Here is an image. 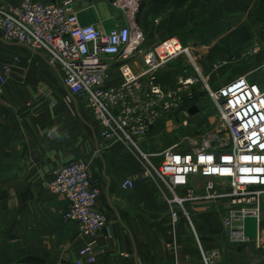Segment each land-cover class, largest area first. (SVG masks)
<instances>
[{
    "label": "crops",
    "instance_id": "crops-1",
    "mask_svg": "<svg viewBox=\"0 0 264 264\" xmlns=\"http://www.w3.org/2000/svg\"><path fill=\"white\" fill-rule=\"evenodd\" d=\"M163 1L152 0L138 11L135 22L146 34L147 46L176 34L184 45L207 49L206 53L202 51L204 56L220 58L222 63L230 62L232 57L239 59L243 49L254 45L260 47V52L243 59L253 61L264 56V0H176V15L173 6L167 7ZM113 3L79 0L81 22L109 31L117 22ZM155 15L162 16L167 29L159 27L161 19L154 28L149 26ZM131 64L136 71L142 69L140 60ZM5 65L10 67L8 73L3 71ZM186 66L185 59L164 66L159 81L171 85ZM2 76L0 264H72L78 259L86 237L78 222L63 221L69 202L49 187L62 164L77 160L87 163L91 180L100 190L96 208L108 218L107 226L96 238L97 260L92 264H176L185 257L201 258L202 241L199 238L196 245L186 224L174 230L168 205L160 198L154 179L145 175L138 153L121 142L101 149L100 125L65 87L59 71L41 53L6 41L0 31ZM120 82L118 72L111 71L109 84ZM187 107L217 105L201 93ZM184 138V127L177 116H172L154 127L139 144L141 150L154 155L158 164L162 160L159 154ZM129 177L135 179L134 187L124 189L122 184ZM193 182L202 184L199 180ZM189 206L191 214L195 212L200 219L196 222L201 234L211 227L218 228L220 222L215 221L223 211L220 202ZM260 225L264 227V221ZM253 240L255 237L250 238ZM234 251H229L230 264H241L242 253Z\"/></svg>",
    "mask_w": 264,
    "mask_h": 264
},
{
    "label": "built area",
    "instance_id": "built-area-1",
    "mask_svg": "<svg viewBox=\"0 0 264 264\" xmlns=\"http://www.w3.org/2000/svg\"><path fill=\"white\" fill-rule=\"evenodd\" d=\"M78 1L21 0L14 4L0 0L3 38L41 53L59 71L65 87L100 125L101 149L121 142L141 153L144 173L156 182L160 198L168 205L174 230L189 223L194 229L189 203L220 202L223 225L229 228L231 241L247 245L250 238L245 235L246 216L261 217L264 213V78L240 75L218 88H212L204 79L205 94L219 110V124L201 144L189 136L187 148L163 150L159 154L161 162L155 164L150 158L154 155L141 150L140 140L172 116L187 125L192 117L187 104L202 93L201 88H196L201 77L193 75V68L171 85L159 81V71L179 58L196 62L194 48L177 37L147 46L146 36L132 20L109 31L83 24ZM118 1L128 7L130 17L136 13L137 0H130L131 5ZM250 49L251 54L260 52L257 45ZM133 60L142 61L140 71L132 66ZM9 70V66L3 67L4 73ZM115 70L121 82L110 85V73ZM195 70L201 74L200 67ZM4 82L2 76L0 94ZM134 183L135 179L129 177L122 186L132 189ZM49 187L69 202L63 221L78 222L86 237L72 264L94 263L96 238L107 226L108 218L96 208L100 190L91 180L87 163L77 160L62 164ZM258 235L263 243L264 233L258 229ZM201 250L199 260L185 257L176 264H214L217 252L207 256Z\"/></svg>",
    "mask_w": 264,
    "mask_h": 264
},
{
    "label": "rangeland",
    "instance_id": "rangeland-1",
    "mask_svg": "<svg viewBox=\"0 0 264 264\" xmlns=\"http://www.w3.org/2000/svg\"><path fill=\"white\" fill-rule=\"evenodd\" d=\"M113 8L115 11V17L117 18V22L116 25L119 24H126L128 22H130V20H132V22L136 25V20H137V14L138 11L144 8L147 4H149L150 2H152V0H137L136 1V6H137V11L134 15H132V17H130V13H129V9L128 7L123 6L120 1L118 0H113ZM161 2V1H159ZM153 3H156V1H153ZM164 5H168L169 6H173L172 8V13H174V15H176L177 11V7H176V0H165L163 1ZM166 7V8H167ZM159 14V13H158ZM190 19H193L192 16H189ZM160 19L162 20V23L159 25V27L162 28H166V22L163 20L161 15H155L154 20H153V25L152 23L149 24L150 27L154 28V25L160 22ZM169 19V18H168ZM174 19L176 20V16H174ZM124 22V23H123ZM136 27L138 28V26L136 25ZM140 29V28H138ZM141 30V29H140ZM144 33V32H143ZM144 35L146 36V34L144 33ZM176 35V34H175ZM175 35H173L172 37H176ZM167 38H171V37H166ZM178 38V37H177ZM162 39L161 41L165 40ZM158 41L157 43L161 42ZM205 51V53L207 52V49H196L194 48L193 51V55L196 59V62H194L192 59L190 60L189 58H179L174 60L172 63H176V61L178 62V60L180 59H185L186 60V68L183 72V70H181V74L183 75L185 73H187L186 71L189 70V68H193L194 72L191 70V72L193 73V75H200V81L198 82L196 88H201V92L205 93L206 91H204L205 88V82L204 79H207L208 83L210 84V86L212 88H218L221 85L231 81L232 79H234L237 76L240 75H248L251 78L255 79V80H259L264 78V56H261L259 60H253L250 61L247 59H245L246 56H251L254 55L255 53L251 54V49H243V51L241 52L243 55L240 56L239 59H237V57H232L231 61H227L228 63H222V61L220 60V58H215V59H209V57L204 56L203 52ZM248 53V54H247ZM244 57V59H243ZM241 59V60H240ZM192 61V62H191ZM171 64V63H170ZM168 64V65H170ZM182 66L185 65V62L183 60V62L181 63ZM200 67L201 70V74L197 73V71L195 70L196 66ZM160 72V71H159ZM183 72V73H182ZM190 72V73H191ZM178 75L176 80L178 79V77L180 76ZM176 80L172 83L175 84ZM203 89V90H202ZM199 95H197L198 97ZM197 97L194 99V101H196ZM220 122V115H219V110L217 109V107H198V110L196 113L192 114V117H189V121L187 125H182V127H184V132H185V138L182 140V142H177L178 144H176L175 146H177L178 149H182V148H187L188 146H190L189 141L187 140V137L190 136V138L194 137L195 142L197 144H201L203 142V140L205 139V137L207 136V134L209 132H211ZM140 146V144H139ZM179 146H181L179 148ZM143 151V150H142ZM136 152L138 153V156L142 162V164L144 165V160L141 156V153L139 151L136 150ZM144 152V151H143ZM146 153V152H144ZM149 154V153H147ZM151 160H153V162L155 164L156 161H154V156L150 157ZM158 190V188H157ZM207 202H215V201H207ZM218 203V202H216ZM261 203L263 204L264 207V195L261 197ZM191 204H197V203H189L187 205V208L189 209V205ZM221 209H216V211H219ZM222 212V213H221ZM219 212L218 218L220 220H218V218L216 219V224H218V228H216L214 226V228L211 227V229H208L209 232L207 231L206 234H201V232H199V223H197L198 221H200L199 218H197V214L195 212H190V215L192 217L193 223H194V229L192 228V225L189 223L188 227L191 231V239L193 241L197 243L199 242V238L203 243V248L206 251L207 256H211L214 252H217L216 255H214V264H217L219 262V264H227L230 258V254L229 251L235 248V253L237 254H241L240 256L242 257V263L241 264H246L247 262H251L254 264H264V242L260 243L258 240V229L261 230V232L264 233V227H262L260 224L262 221H264V213L261 217H256L253 215H248L246 216L245 220H244V228H245V235L248 238L251 239H255L253 240L254 242L250 241L247 245L242 244V243H232L231 239H230V231L229 228L224 227L223 225V211ZM197 221V222H196ZM197 233V235H196ZM199 236V237H198ZM203 237V238H202ZM202 238V239H201ZM259 243V244H258ZM260 245L259 247L257 245ZM198 246V245H197ZM200 247V245H199ZM198 247V248H199ZM262 247V248H260ZM197 248V247H196ZM245 253H244V252ZM237 254V255H238ZM230 264V261H229Z\"/></svg>",
    "mask_w": 264,
    "mask_h": 264
},
{
    "label": "water",
    "instance_id": "water-1",
    "mask_svg": "<svg viewBox=\"0 0 264 264\" xmlns=\"http://www.w3.org/2000/svg\"><path fill=\"white\" fill-rule=\"evenodd\" d=\"M197 110H198V107H191V108H190V113L194 114V113L197 112ZM214 144H215V143H213V145H214Z\"/></svg>",
    "mask_w": 264,
    "mask_h": 264
},
{
    "label": "bare ground",
    "instance_id": "bare-ground-1",
    "mask_svg": "<svg viewBox=\"0 0 264 264\" xmlns=\"http://www.w3.org/2000/svg\"><path fill=\"white\" fill-rule=\"evenodd\" d=\"M122 2L124 3V5H125V4H126V5H131V4H130V0H123ZM135 5H136V4H135Z\"/></svg>",
    "mask_w": 264,
    "mask_h": 264
}]
</instances>
